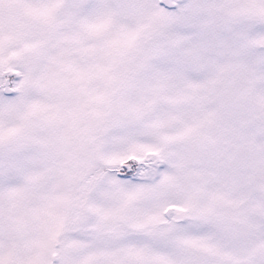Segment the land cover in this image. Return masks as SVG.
Here are the masks:
<instances>
[{"label": "snow or ice", "instance_id": "obj_1", "mask_svg": "<svg viewBox=\"0 0 264 264\" xmlns=\"http://www.w3.org/2000/svg\"><path fill=\"white\" fill-rule=\"evenodd\" d=\"M0 264H264V0H0Z\"/></svg>", "mask_w": 264, "mask_h": 264}]
</instances>
